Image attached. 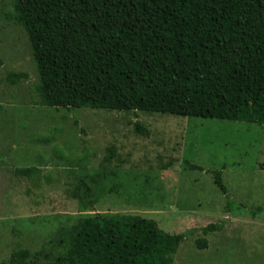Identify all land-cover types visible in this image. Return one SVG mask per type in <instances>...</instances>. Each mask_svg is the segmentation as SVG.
Listing matches in <instances>:
<instances>
[{
  "label": "rangeland",
  "instance_id": "374dc122",
  "mask_svg": "<svg viewBox=\"0 0 264 264\" xmlns=\"http://www.w3.org/2000/svg\"><path fill=\"white\" fill-rule=\"evenodd\" d=\"M13 4L0 0V264L18 252L33 264H53V255L45 258L51 240L75 217L95 214H137L184 235L172 264H264V125L138 111L144 137L127 112L45 107ZM111 145L120 164L115 157L100 168ZM83 159L86 169L76 172L91 188L93 207L67 195L75 184L69 163ZM29 167L38 174L14 173ZM221 223L206 236L199 231Z\"/></svg>",
  "mask_w": 264,
  "mask_h": 264
},
{
  "label": "trees",
  "instance_id": "16d2710c",
  "mask_svg": "<svg viewBox=\"0 0 264 264\" xmlns=\"http://www.w3.org/2000/svg\"><path fill=\"white\" fill-rule=\"evenodd\" d=\"M13 20L31 45L45 107L127 112L144 137L138 111L264 125V0H14ZM107 150L100 168L115 157L119 166L116 147ZM86 163H69L67 195L93 207L76 172ZM213 178L229 213L221 172ZM75 218L50 242L53 264H172L184 240L137 214ZM26 258L18 252L5 264H33Z\"/></svg>",
  "mask_w": 264,
  "mask_h": 264
}]
</instances>
